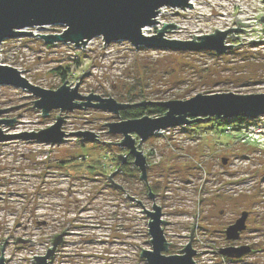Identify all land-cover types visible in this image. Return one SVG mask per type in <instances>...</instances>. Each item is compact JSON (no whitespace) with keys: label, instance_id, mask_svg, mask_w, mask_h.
I'll return each mask as SVG.
<instances>
[{"label":"rangeland","instance_id":"obj_1","mask_svg":"<svg viewBox=\"0 0 264 264\" xmlns=\"http://www.w3.org/2000/svg\"><path fill=\"white\" fill-rule=\"evenodd\" d=\"M196 3L187 10L163 8L160 23L146 27L145 34H157L164 22H173L178 27L167 32V38L193 40L194 34L237 28V15L250 24L240 26L247 31L233 33L241 40L228 35L226 43L234 44L233 49L222 55L207 49H136L125 41L106 44L101 36L77 47L65 42L49 45L37 35L62 33V24L41 30L31 27L27 31L34 35L4 41L1 64L16 67L40 87L58 89L67 80L75 88L79 82L82 95L112 96L124 103L186 100L198 93L264 92V41H260L264 1ZM36 99L22 88L0 85V109H5L0 120L16 117L15 124L0 123L3 132L39 131L63 114L68 115L63 130H91L100 140L85 143L69 137L56 146L24 139L0 142V248L5 244L6 263L37 264L34 256L46 254L52 235L66 229L70 233L50 264H148L140 256L143 249L153 248L150 217L143 212L153 206L147 183L135 164L122 165L116 159L128 149L103 142H122L123 135L110 133L104 124L122 117L93 107L63 113L58 109L45 117L35 108ZM134 137L139 144L140 138ZM139 148L148 159V179L167 221L164 230L171 243L165 254H178L188 244L195 223L193 234H199L195 245L203 248L213 237L221 246L230 243L225 229L247 211L241 242L252 244L254 252L245 262L264 264V115L240 130L225 125L213 128L209 121L176 126ZM223 158L228 159L226 164ZM90 165L99 169L93 171ZM113 171V181L125 190L108 181ZM126 192L140 198L144 207ZM18 236L34 243L16 241ZM195 260L196 264H235L219 254H197Z\"/></svg>","mask_w":264,"mask_h":264},{"label":"water","instance_id":"obj_2","mask_svg":"<svg viewBox=\"0 0 264 264\" xmlns=\"http://www.w3.org/2000/svg\"><path fill=\"white\" fill-rule=\"evenodd\" d=\"M163 7L187 10L192 9L194 5H192V0H0V50L1 44L8 39L34 35L32 31H27L31 27H37L41 30L48 26L63 24L65 29L62 33H42L37 35L42 37L45 43L49 45L65 42L75 44L77 47H85L91 40L101 36L106 41V44L125 41L130 42L136 49L144 47L149 50L167 49L183 52L206 51L207 49L214 51L216 55H222L235 46L234 44L226 43L228 35L231 34L233 39L240 38L241 40V35L234 36L233 33L247 31L240 26H248L250 24L249 22H241V19L236 15L237 28L229 27L226 31L216 29L213 34L200 36L194 34L193 40L182 41L166 37L167 32L178 26L173 22L169 24L164 22L161 29L157 30V34L146 35L144 32L146 27L160 23L157 18L160 9ZM260 19L264 23V15H261ZM262 31L264 33V28H262ZM260 41H264V39ZM260 41L251 39L249 42L258 43ZM85 75V73L82 74V77ZM66 81L60 88L54 90L40 87L33 82L31 83L22 74V71L16 67L0 63V85L22 88L30 92L32 96L37 98L34 100L35 108L42 110L45 117L58 109L63 113L88 107L100 108L113 112L118 116L121 111H126L133 107L157 105L166 109L162 116L153 117L145 114L139 118L104 123L109 128L110 133L123 135V138L121 143L103 142L110 145L111 143H116L121 148L128 149V154L116 153V159L123 165L128 162V157L132 156L135 166L141 172L140 179L148 184V194L153 201L152 209H145L140 198L137 200L126 192L132 201L143 205V212L150 217L148 225L153 248L143 249L140 256L145 258L148 264H196L197 250L192 245L195 222L194 225L190 226L192 227L190 241L182 249L181 253L165 254L170 247L164 230V225H166L167 221L163 219L161 205L156 203V193L153 192L148 179L147 169L149 162L145 152L139 146L144 141L154 137L158 131L167 128H176V126L187 127V125L208 122L212 119H230L243 116L252 120L262 117L264 115V92L251 94H239L233 91L198 93L196 96L186 100H144L137 103H124L118 102L112 96L107 98L93 93H89L87 96L82 95L79 92V82L73 88ZM2 110L5 109H0V113L3 112ZM66 116L63 114L57 115V120L53 125L39 131H23V133L11 134L3 132V129L0 128V142L24 139L56 146L63 144L69 137L80 138L85 143L98 142L100 140L98 135L91 130H78V132H66V130H63ZM15 120L16 117L12 119L2 118L0 123L12 125L15 124ZM134 134L140 138L139 144H137V138L134 137ZM227 162L228 159L223 158V163L226 164ZM115 171L112 172L111 176L105 174L109 176L108 181H110L112 186L125 190L121 185L113 181L112 177ZM196 218L197 214L195 221ZM247 218L248 212L245 211L235 220L234 224L229 225L225 229L229 240L239 238L241 233L246 230ZM65 230L60 234L52 235L53 239L50 240H52L53 246L48 249L46 255L34 256L37 264H48V260L54 258L57 248L65 240L64 236L66 233H70ZM1 240L4 239L2 238ZM16 241L23 243L31 241L30 244L34 243L31 239H22L20 236L16 238ZM4 245H1L0 248L2 251L0 264H7L3 253ZM249 251V246H227L222 249L221 254L236 258L246 255Z\"/></svg>","mask_w":264,"mask_h":264},{"label":"trees","instance_id":"obj_3","mask_svg":"<svg viewBox=\"0 0 264 264\" xmlns=\"http://www.w3.org/2000/svg\"><path fill=\"white\" fill-rule=\"evenodd\" d=\"M166 109L159 107L157 105H153V106H148V107H133L129 110L126 111H122L120 114V117H122V119H132V118H139V117H143V115L148 114L150 116H162L165 113ZM248 121H250L248 118H245L243 116L241 117H237V118H230V119H212L211 124H213V128L215 127H219L220 125H225L227 126V128H233L234 130H240L242 128V126L244 124H246ZM198 123H203V122H198ZM196 123V125L198 124ZM129 163L128 164H134V160L132 158V156L129 157ZM125 165V164H123ZM125 167V166H124ZM90 168H93L92 170H96L99 168H96V166H91ZM134 170H137L136 168H134ZM147 188V186H146ZM154 190V189H153ZM148 192V190H147Z\"/></svg>","mask_w":264,"mask_h":264},{"label":"flooded vegetation","instance_id":"obj_4","mask_svg":"<svg viewBox=\"0 0 264 264\" xmlns=\"http://www.w3.org/2000/svg\"><path fill=\"white\" fill-rule=\"evenodd\" d=\"M128 154V153H127ZM130 157V156H129ZM129 157H128V159H129ZM127 159V160H128ZM128 162H129V160H128ZM127 162V163H128ZM126 163V164H127ZM151 186V185H150ZM151 188H152V186H151ZM147 190H148V184H147ZM152 190H153V188H152ZM154 192V191H153ZM156 197H157V194H156ZM164 214V213H163ZM234 224V223H233ZM247 226H248V223H247ZM246 229H247V227H246ZM246 231V230H245ZM243 233H244V231L241 233V235H240V237L239 238H237V239H235V240H229L228 238V240H227V242H230V243H228V244H226V245H224V246H221L220 245V243H218V241H216V238L215 237H213V238H209L208 239V241L206 242V244H207V246H208V249H212V254L211 255H215V256H217V254H220V255H222L221 254V251H222V249H224L225 247H227V246H233V247H235V246H237V247H246V246H249L250 247V251L246 254V255H244V256H241V257H236V258H231V257H229V258H231V259H233V261L236 263L237 262V264H246V257L248 256V255H250V254H252L253 252H254V247H253V245L252 244H250V243H244V242H241V239H242V235H243ZM195 235V234H194ZM195 236L193 237V240H192V245H193V247L195 248V249H198L196 246L197 245H195ZM169 245H170V242H169ZM181 251H182V248L179 250V252H178V254H180L181 253ZM222 256H224V255H222ZM247 264H249V263H247Z\"/></svg>","mask_w":264,"mask_h":264},{"label":"built area","instance_id":"obj_5","mask_svg":"<svg viewBox=\"0 0 264 264\" xmlns=\"http://www.w3.org/2000/svg\"><path fill=\"white\" fill-rule=\"evenodd\" d=\"M163 8H165V7H163ZM163 8L160 9V13H159V15L161 14V11L163 10ZM159 15H158V16H159ZM158 18H159V17H158ZM158 18H157V19H158ZM2 44H3V43H2ZM2 44H1V45H2ZM2 51H3V45L1 46V50H0V63L2 62V56H1V55H2ZM168 129H170V128H167V129H165V130H160V131H158L155 135H161V134L165 133V131L168 130ZM44 225H45V224H44ZM198 235H199V234H196V233H195V241L198 240ZM65 237H66V235L64 236V238H65ZM167 239H168V238H167ZM51 242H52V241H51ZM205 244H206V243H205ZM52 246H53V243H51L50 247H52ZM185 246H186V244H184V246L182 247V249H183ZM50 247H49V248H50ZM196 247L198 248V249H196V250H197V254H200V255H202V256L205 255V254H212V252H213L212 249H208L207 244H206V246H203V248L199 247L198 245H197ZM49 248H48V249H49ZM203 249L206 250V253L203 252ZM56 251H57V252H56L54 258H55L56 255L58 254V248H57ZM47 253H48V250H47ZM47 253H46V254H47ZM46 254H40V255H46ZM219 255H220V254H219ZM221 257H222V259H226V258H227L228 260H233V259L229 258V257L226 256V255H225V256H222V255H221ZM54 258H53V259H54ZM53 259H52V260H53ZM195 259H196V257H195ZM50 260H51V259H50ZM50 260H48V264H50ZM5 262H6V257H5ZM35 262H36V261H35ZM236 263H237V262H236ZM236 263H235V264H236ZM7 264H8V263H7Z\"/></svg>","mask_w":264,"mask_h":264},{"label":"bare ground","instance_id":"obj_6","mask_svg":"<svg viewBox=\"0 0 264 264\" xmlns=\"http://www.w3.org/2000/svg\"><path fill=\"white\" fill-rule=\"evenodd\" d=\"M196 1H197V0H192V5H194V7H196V6H197V3H196ZM194 7H193V8H194Z\"/></svg>","mask_w":264,"mask_h":264}]
</instances>
